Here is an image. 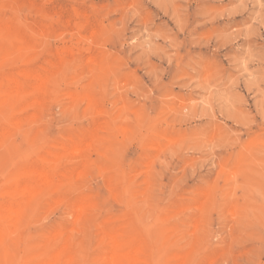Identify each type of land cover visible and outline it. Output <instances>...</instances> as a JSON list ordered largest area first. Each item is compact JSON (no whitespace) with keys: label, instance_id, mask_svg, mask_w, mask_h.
<instances>
[{"label":"rangeland","instance_id":"obj_1","mask_svg":"<svg viewBox=\"0 0 264 264\" xmlns=\"http://www.w3.org/2000/svg\"><path fill=\"white\" fill-rule=\"evenodd\" d=\"M0 264H264V0H0Z\"/></svg>","mask_w":264,"mask_h":264},{"label":"bare ground","instance_id":"obj_2","mask_svg":"<svg viewBox=\"0 0 264 264\" xmlns=\"http://www.w3.org/2000/svg\"><path fill=\"white\" fill-rule=\"evenodd\" d=\"M11 91V90H10ZM69 258V257H68Z\"/></svg>","mask_w":264,"mask_h":264}]
</instances>
